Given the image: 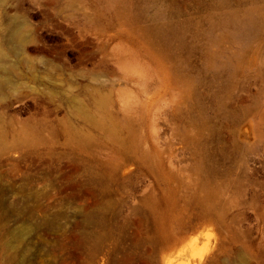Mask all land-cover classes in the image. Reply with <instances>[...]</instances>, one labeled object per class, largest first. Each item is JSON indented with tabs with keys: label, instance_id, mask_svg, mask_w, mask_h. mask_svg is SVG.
I'll use <instances>...</instances> for the list:
<instances>
[{
	"label": "rangeland",
	"instance_id": "374dc122",
	"mask_svg": "<svg viewBox=\"0 0 264 264\" xmlns=\"http://www.w3.org/2000/svg\"><path fill=\"white\" fill-rule=\"evenodd\" d=\"M195 263L264 264V0H0V264Z\"/></svg>",
	"mask_w": 264,
	"mask_h": 264
},
{
	"label": "bare ground",
	"instance_id": "6f19581e",
	"mask_svg": "<svg viewBox=\"0 0 264 264\" xmlns=\"http://www.w3.org/2000/svg\"><path fill=\"white\" fill-rule=\"evenodd\" d=\"M1 54H2V51H1ZM204 249H205V248H204ZM202 250H203V249H202ZM204 252H205V251L203 250V253H204ZM197 253H198V251H197ZM199 253H200V251H199ZM193 257H194V259H195L196 254H194ZM197 257H198V256H197ZM200 257H201V256L199 255V258H200ZM194 259H193V260H194ZM195 264H197V263H195Z\"/></svg>",
	"mask_w": 264,
	"mask_h": 264
}]
</instances>
